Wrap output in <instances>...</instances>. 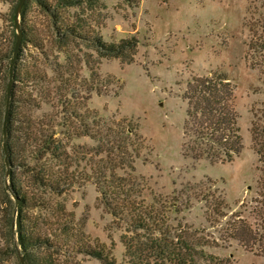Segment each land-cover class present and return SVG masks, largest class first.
I'll list each match as a JSON object with an SVG mask.
<instances>
[{
  "label": "rangeland",
  "instance_id": "obj_1",
  "mask_svg": "<svg viewBox=\"0 0 264 264\" xmlns=\"http://www.w3.org/2000/svg\"><path fill=\"white\" fill-rule=\"evenodd\" d=\"M19 1L0 0L1 54L17 40L14 10ZM51 6L25 0V14L19 17L21 70L47 77L31 85L41 103L35 116L53 117L58 125L69 117L64 107L86 102L106 121L133 119L148 148L136 160L135 171L125 168L117 173L135 175L142 198L163 207L173 227L187 224L215 239L218 245L208 247L209 254L232 264H264V246L251 251L223 240L229 223L239 216L264 237L263 222L254 213L261 199L264 158L256 152L251 133L253 124L264 131V0H136L133 4L98 0L66 8ZM134 37L136 50L124 51L125 58L98 51L99 38L119 44ZM3 68L0 64V76ZM217 70L226 72L235 86L245 146L240 156L226 163L195 160L183 152L188 83L194 76ZM92 76L99 79L93 81ZM79 110L84 113L85 108ZM69 145L84 159L77 172L91 175L101 166L99 139L81 136ZM212 195L225 201L224 215L213 214ZM55 200L75 213L79 230L93 241L114 246L117 263L127 264L121 237L129 221L116 219L94 181ZM1 220L2 213L0 251L5 253L8 230L1 227ZM0 264H17V258L3 256ZM70 264L103 263L81 253Z\"/></svg>",
  "mask_w": 264,
  "mask_h": 264
},
{
  "label": "trees",
  "instance_id": "obj_2",
  "mask_svg": "<svg viewBox=\"0 0 264 264\" xmlns=\"http://www.w3.org/2000/svg\"><path fill=\"white\" fill-rule=\"evenodd\" d=\"M39 1L43 7L51 9L52 4L66 8L89 5L98 0ZM24 14L23 8L22 16ZM96 42L98 51L104 49L116 58H125L124 51H135L138 44L135 37L119 44H109L101 38ZM15 46L16 41L7 53L0 51V64L4 66L3 76H0V213L1 227L4 225L8 230L4 239H7L6 252L0 251V261L3 256L13 254L17 264H21L20 256L26 264H70L74 255L85 253L103 264H118L113 255L114 246L91 240L79 230L75 213L55 200L85 182L94 181L116 219L129 221L127 233L121 237L127 264H232L230 259L207 252L208 247L218 245L215 239L187 224L173 227L163 207L147 204L135 175L117 173L118 169L125 168L135 171L136 160L148 148L140 134L139 123L128 117L106 121L89 110L86 102L64 107V114L69 117L65 116L67 119L58 125L53 117L35 116L41 103L31 85L47 77L21 70L22 51H19L14 66L7 127L9 192L5 177L8 166L3 124ZM92 79L96 81L99 76H92ZM88 89L91 91L93 87L88 84ZM184 99L187 101L184 156L226 163L242 154L245 146L236 110L235 86L226 72L217 70L208 76H194L188 83ZM80 108H85L84 113ZM251 133L254 148L263 159L264 131L253 124ZM81 136L99 139V155H104L99 161L101 166L92 170L91 175L77 172L84 159L69 150V143ZM261 161L264 164V160ZM261 172V199L257 201L259 206L254 213L263 222L264 229V167ZM211 198L207 201L213 214L224 215L225 201L215 195ZM223 240L236 241L251 251L264 246L263 235L240 216L229 223Z\"/></svg>",
  "mask_w": 264,
  "mask_h": 264
},
{
  "label": "water",
  "instance_id": "obj_3",
  "mask_svg": "<svg viewBox=\"0 0 264 264\" xmlns=\"http://www.w3.org/2000/svg\"><path fill=\"white\" fill-rule=\"evenodd\" d=\"M25 0H20L18 3V6L16 8V13H15V24H16V28L18 31L17 34V40H16V46H15V51H14V56L11 60V68H10V80H9V85H8V96H7V108H6V113H5V117H4V124H3V135H4V150L6 153V163L8 166V170L6 173V187L7 189L10 191V182H9V176H10V168H9V162H8V143H7V139H8V132H7V127H8V120H9V106H10V100H11V94H12V89H13V84H14V66H15V62L18 56V53L20 51V47H21V42H22V37H23V32L21 29V24L19 21V17L21 15L22 12V8L24 6ZM15 198V197H13ZM20 261L21 264H26L25 259L23 258V256H20Z\"/></svg>",
  "mask_w": 264,
  "mask_h": 264
}]
</instances>
